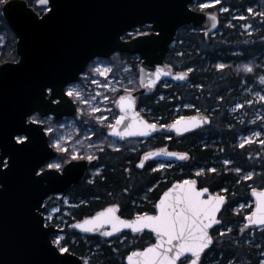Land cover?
<instances>
[{"label":"snow or ice","instance_id":"6c2138e0","mask_svg":"<svg viewBox=\"0 0 264 264\" xmlns=\"http://www.w3.org/2000/svg\"><path fill=\"white\" fill-rule=\"evenodd\" d=\"M211 5H222V0H207L199 4L196 10ZM139 6L140 3L124 5L126 8ZM151 6L158 9L177 7L180 18L175 22L176 27L184 23L183 17L193 15L187 5H172L168 0H157ZM13 10H17V18L12 19L11 15L8 18L12 20L14 29V54L0 53V78L8 73L20 75V82L28 99L19 110L18 120L11 130L7 128V122L0 129L4 136L0 141V147L4 149L0 153V196L9 192V178L16 176L20 167V156L35 149L37 154L33 162L23 172L24 184L30 190L22 193V199L26 202L30 229L35 236L44 238L50 259H34L25 264H84V258L77 256L65 236L57 234L61 224L55 222L54 213L60 212L61 209L50 210L44 199L47 194L40 193L38 188L46 181H63L74 169L80 167L77 163L79 161L98 160L99 156L94 152H102L103 148L90 141L91 137L97 135L92 128H86V135L82 136L81 129L74 126L73 134H69L59 118L69 112L74 116L78 115L85 125L95 122L111 135L120 138L147 137L161 128L184 134L210 125L212 118L196 109V115H181L170 124H160L144 118L137 110V97L133 94L136 88L130 85L139 84L145 88H155L164 76L173 75L177 80H186L194 71L192 67L174 73L172 64H153L154 70L150 71L145 61L137 57V79L118 78L115 69L119 67L116 59L120 52L116 49L121 52L126 49H139L143 51L148 62H152L149 56L150 48L168 35L167 22L160 14L134 16L118 22L113 30V45L110 49L113 56L109 60L101 59L102 56H107V53L92 52L78 64L74 65L71 59L55 70L46 71L37 68L32 60L27 45V30L44 29L51 24L58 11L56 0H0V18L4 17V13L11 14ZM221 11L227 12L229 8L221 6ZM245 12L250 15L238 18L246 21L243 24L245 29L255 31L254 25L247 21L256 16L264 22V11L248 7ZM208 16L211 18V28L215 29L219 23L217 14L209 12ZM0 46H6L3 40H0ZM133 67L134 65L128 64L120 70L127 72ZM216 67L224 70L229 66L221 62ZM240 68L246 75H251L254 85L264 87V65L258 67L255 62H248ZM199 87L203 89L204 85ZM246 91L252 93L256 100L249 98L243 103H238L233 111L244 109L256 102L264 103V90L253 91V88H246ZM111 93L117 95L114 102ZM220 99L223 100V96H220ZM112 107L118 108V112L113 114ZM184 107L195 108V105ZM257 119L264 123V115L258 116ZM167 138L171 140L172 136ZM100 143L104 141L101 140ZM251 144L264 148V128L241 136L238 147L245 149ZM110 147L119 150L123 145L114 142ZM159 156H168L179 161H190L192 158L189 151H172L168 147H160L144 152L138 167L143 169L147 161ZM248 156L251 157L252 153H248ZM255 156L264 160V152H256ZM222 163L233 165L234 161L225 158ZM171 166V163H158L152 170ZM225 170L231 172L233 168L228 167ZM100 171L97 168V172ZM125 171L130 174L131 169ZM220 171L216 166L196 167L194 174L172 183L159 197L152 211L140 210L125 217L121 213L123 202L113 200L94 214L76 221L71 227L106 238L116 236L118 239H127L124 236L125 229L137 235L146 230L150 231L155 242L130 251L126 256L127 264H204V258L221 242V238L233 233V228L224 225L221 219L222 209L229 203L228 188L213 192L201 184L202 177L207 179L209 173L216 174ZM234 171L242 176L244 181L253 183L258 175L254 167L245 171L243 167L236 166ZM259 175L264 178V167ZM130 190L131 186L124 187L122 193L127 194ZM251 193L255 196L254 207L253 204L240 203L235 209L237 214H240L241 209L247 208L248 211L242 217L241 226L236 229L241 234V239L234 242L236 250L231 251L222 264H253L250 259L245 258L251 256V251L242 249L241 240L244 239L246 230L253 235L256 229L264 230V183L259 187H252ZM60 195L62 196V193ZM64 199L67 202V198ZM107 243L111 244L112 241L108 240ZM96 248L99 250L100 245L97 244ZM115 251L118 252L119 249ZM87 264H92V260L89 259ZM255 264H264V244L260 245Z\"/></svg>","mask_w":264,"mask_h":264},{"label":"trees","instance_id":"16d2710c","mask_svg":"<svg viewBox=\"0 0 264 264\" xmlns=\"http://www.w3.org/2000/svg\"><path fill=\"white\" fill-rule=\"evenodd\" d=\"M204 2L207 0L197 1L193 7L197 9L199 4ZM221 6L228 7L229 11H221ZM248 7L263 11L264 0H222V5H211L202 9L219 14L221 22L218 31L206 35L205 31L192 25L183 26L178 31L166 58L176 71H184L188 67L194 69L189 74L188 81H164L152 94L141 95L138 99V108L151 121L169 123L178 116L194 114L196 109H200L211 116L210 125L181 136L172 135L171 140L162 133L144 142L141 139H132L123 144V149L114 150L110 147L114 141L100 125L95 122L85 125L81 119L77 121L82 136L86 128H92L97 133L90 141L103 148V151L94 152L99 156V161L87 172L82 183L73 185L64 192L63 195L69 196L76 204L65 205L61 201L56 202L55 195L51 196V199L48 198L46 203L50 210L55 206L61 209L54 214L55 222L64 228L65 239L77 254L85 258V264L89 259L92 264H126L127 254L135 248L148 245L152 241V235L148 232L137 235L127 231L124 232L127 239H118L116 236L106 238L85 233L71 227L72 224L84 216L94 214L113 200L123 202L121 213L125 217L140 210L152 211L161 193L177 179L194 174L196 167L216 166L221 169L216 174L209 173L207 179L202 177L201 184L213 192L228 188L229 203L222 210L221 219L224 225L233 228V233L221 238V242L206 255L204 264H222L230 252L236 250L234 242L241 239V234L236 229L241 226L242 217L248 209H241L240 214H237L235 209L240 203L253 204L251 188L264 183V178L259 175L264 167V160L255 156L256 152H264V148L258 144L248 145L245 149L238 147L241 135L264 128V123L255 116V111L262 105L256 102L244 109L232 111L236 104L252 99V93L246 91V88H253V91L264 90V87L254 85L251 75H246L240 68L248 62H255L258 67L264 65V22L260 17H251L247 21L254 25L255 31H251L243 27L246 21L238 18L250 15L245 12ZM0 32L5 36L6 45L0 46V53L14 54V32L4 17L0 18ZM137 57L139 56L130 53H120L116 59L119 67L115 69L118 78L137 79ZM221 62L229 67L218 69L216 65ZM128 64L134 67L130 71L122 72L120 68ZM201 84L204 85L203 89L199 87ZM130 86L136 88L138 84ZM220 96H223V100ZM111 97L114 101L117 95L111 93ZM189 104L195 105V108L184 107ZM112 113H117L115 107H112ZM111 118L110 115L109 119ZM253 120L256 122L252 123ZM101 140L104 143H100ZM158 147L189 151L192 158L190 161L173 163L171 167L156 171L152 170L157 164L155 162L143 170L134 166L143 151ZM248 153H252V156L249 157ZM225 158L231 159L234 164L223 165ZM236 166L243 167L245 171L254 167L258 174L255 182L244 181L242 176L235 173ZM228 167H232L233 171L225 170ZM97 168L101 171L93 175ZM125 169H131L130 174ZM128 186H131L130 192L122 193V189ZM58 215L61 217L58 218ZM213 234L215 235V232ZM243 237L242 249L251 251V256L245 258L255 264L260 245L264 244V230L256 229L254 235L246 230ZM108 240L112 243H107ZM97 244L100 245L99 250L96 248ZM116 249L119 251H115Z\"/></svg>","mask_w":264,"mask_h":264},{"label":"water","instance_id":"95a60500","mask_svg":"<svg viewBox=\"0 0 264 264\" xmlns=\"http://www.w3.org/2000/svg\"><path fill=\"white\" fill-rule=\"evenodd\" d=\"M197 1L200 0H168L172 5H187L188 10L193 13L191 16L183 17L184 23L176 27L175 22L180 18L179 9L177 7L163 9L152 7L151 5L156 3L157 0H56L58 4L56 17L44 29L29 28L27 30V45L35 66L46 71L55 70L58 66L67 63L71 59L74 65L78 64L83 61L86 55L92 52L97 54L107 53V56L102 57L109 58L113 55L110 49L113 45V30L118 22L134 16L158 13L167 22L168 35L165 36L163 41L150 48L149 56L151 57V63L148 62L143 51L139 49H126L122 52L120 49H116L117 52L138 55L141 60L145 61V64L151 71L154 70L153 64L157 66L170 64L166 60L167 55L176 40L178 31L183 26L192 25L200 30H207L205 31L206 35L214 34L218 31L221 22L219 14L215 12L219 18V23L215 29H212L211 18L208 16V13L213 11H197L193 7V4ZM129 3H140V6L136 8L124 7V5ZM9 15H11L12 19H15L18 16V12L17 10H13L11 14L4 13V18L14 32L12 20L8 18ZM17 39L19 38L17 37ZM95 58L93 57V59ZM173 72L178 71H175L173 68ZM188 79L177 80L175 75L164 76L155 88H145L138 85L133 94L137 97V110L140 112V115L148 119L138 108V99L141 95L152 94L164 81L186 83ZM20 80V75L16 73H8L0 78V129L7 122V128L10 131L18 120L19 110L27 103L28 98ZM116 109L118 111V108ZM190 115H196V113ZM65 117L80 118L78 115L74 116L69 112H65L59 119ZM171 122L160 124H170ZM158 133L168 136L183 135L176 133L173 129L167 128L158 129L155 133L147 137L131 136L120 138L108 132L111 137L120 141L131 138L147 139ZM3 139V132L0 130V141ZM3 150V147H0V153ZM36 154L37 152L34 149L33 152L20 156V167L17 170V174L9 178V192L6 195L0 196V264H25V262L34 259H50L47 256L44 238L35 236L30 229L26 215V202L22 199V193L30 190L24 184L23 172L33 162ZM98 161L99 159L94 161H79L77 163L80 167L74 169L63 181H46L39 186L38 191L47 194L44 197L45 202L52 195L63 194L71 186L80 184L84 180L87 172ZM149 161L164 163L179 162V160L168 156H159ZM251 195L255 200V196L252 193ZM125 231L130 230L125 229ZM63 232V228L57 230V234H63ZM77 256L82 257L79 254ZM125 263L127 264L126 259Z\"/></svg>","mask_w":264,"mask_h":264},{"label":"rangeland","instance_id":"374dc122","mask_svg":"<svg viewBox=\"0 0 264 264\" xmlns=\"http://www.w3.org/2000/svg\"><path fill=\"white\" fill-rule=\"evenodd\" d=\"M205 3V2H204ZM264 11V10H263ZM4 38H5V36L2 34V32H0V40H3L4 41ZM103 60H105V59H103ZM106 61V60H105ZM137 88V87H136ZM106 91V90H105ZM252 99L253 100H256V97L255 96H253L252 95ZM115 101V100H114ZM113 101V102H114ZM260 105H262V106H259L258 108H257V110L255 111V116L256 117H258V116H262L263 114H264V103H260V102H258ZM235 107V106H234ZM234 107L232 108V111H233V109H234ZM62 123H64L65 124V131L67 132V133H69V134H73V128H74V126L75 127H78V128H80L79 127V124L77 123V121H75V120H73L72 118H65V119H63L62 121H61ZM256 131V130H255ZM253 132V131H252ZM251 132V133H252ZM251 133H249V134H251ZM249 134H244V135H241V136H247V135H249ZM83 135H86V132H84V134ZM240 136V137H241ZM159 163H164V162H159ZM158 164V163H157ZM165 164H168V163H165ZM157 167V165L155 166V168ZM100 169V168H99ZM101 170V169H100ZM99 172H97V170H95V171H93V175H95V174H98ZM92 178V177H91ZM56 196V199H55V201L56 202H59V201H61L62 203H64L65 205H74V204H76L75 202H73L71 199H70V197L69 196H66V195H55ZM64 198H67V202H65V199ZM53 208H59V206H55V207H53ZM52 209V208H51ZM54 214H56V213H54ZM61 216L60 215H58V218H60Z\"/></svg>","mask_w":264,"mask_h":264},{"label":"flooded vegetation","instance_id":"af4514ba","mask_svg":"<svg viewBox=\"0 0 264 264\" xmlns=\"http://www.w3.org/2000/svg\"><path fill=\"white\" fill-rule=\"evenodd\" d=\"M101 59H103V58H101ZM73 120H75V119H73ZM76 121V120H75ZM106 133H107V135L108 136H110L109 134H108V131L106 130ZM111 137V136H110ZM112 138V140L114 141V142H116V143H119V144H124L126 141H129V140H132V139H135V138H131V139H126V140H122V141H120V140H117V139H115V138H113V137H111ZM147 139H149V138H147ZM147 139H142L141 138V141L142 142H144V141H146ZM113 144V143H112ZM113 148V147H112ZM159 148V147H158ZM114 149V148H113ZM121 149H123V147H121L119 150H121ZM152 149H154V148H152ZM114 150H116V149H114ZM148 150H150V149H147V150H145V151H143L141 154H140V157H139V159L140 158H142V155H143V153L144 152H146V151H148ZM126 151V150H125ZM124 151V152H125ZM105 153H106V151H105ZM139 159L135 162V164H134V166L137 168V169H139L138 168V162H139ZM159 163V162H157V161H148L146 164H145V167L143 168V169H145V168H147L148 166H150L151 164H153V163ZM157 165V164H156ZM143 169H139V170H143ZM145 232H148V233H150L149 231H145ZM135 234V233H134ZM152 236V241L150 242V243H152V242H154V239H153V234L152 233H150Z\"/></svg>","mask_w":264,"mask_h":264},{"label":"bare ground","instance_id":"6f19581e","mask_svg":"<svg viewBox=\"0 0 264 264\" xmlns=\"http://www.w3.org/2000/svg\"><path fill=\"white\" fill-rule=\"evenodd\" d=\"M82 183V182H81Z\"/></svg>","mask_w":264,"mask_h":264}]
</instances>
